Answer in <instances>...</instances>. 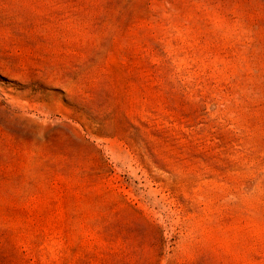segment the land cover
Instances as JSON below:
<instances>
[{
	"label": "rangeland",
	"instance_id": "rangeland-1",
	"mask_svg": "<svg viewBox=\"0 0 264 264\" xmlns=\"http://www.w3.org/2000/svg\"><path fill=\"white\" fill-rule=\"evenodd\" d=\"M0 264H264V0H0Z\"/></svg>",
	"mask_w": 264,
	"mask_h": 264
}]
</instances>
